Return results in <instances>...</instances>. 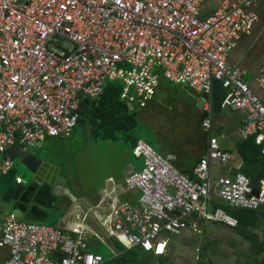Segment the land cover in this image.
Here are the masks:
<instances>
[{"label":"built area","instance_id":"built-area-1","mask_svg":"<svg viewBox=\"0 0 264 264\" xmlns=\"http://www.w3.org/2000/svg\"><path fill=\"white\" fill-rule=\"evenodd\" d=\"M203 1L0 0V153L71 137L81 101L99 98L108 80L124 82L121 97L131 106L145 105L161 77L203 95L219 81L227 89L222 105L246 112L242 135L256 134L264 153V103L244 70L227 59L260 19L250 9L254 0H224L206 18L200 15ZM203 126L209 130L211 120ZM133 152L144 166L126 175L124 185L141 194L136 204H117L109 228L126 247L162 252L161 233H180L191 215L236 223L219 208L209 210L214 197L239 208L264 205V186L256 190L244 173L215 180L212 163L232 158L215 136L193 177L173 164V155L143 140ZM12 166L9 157L0 162V175ZM73 232L9 215L0 220V264H103L86 233Z\"/></svg>","mask_w":264,"mask_h":264},{"label":"crops","instance_id":"crops-1","mask_svg":"<svg viewBox=\"0 0 264 264\" xmlns=\"http://www.w3.org/2000/svg\"><path fill=\"white\" fill-rule=\"evenodd\" d=\"M223 1L204 0L200 6L201 17L206 18L211 15ZM250 9L256 11L260 19L250 33L240 37L237 44L229 51L227 59L244 70V79L264 103V82L260 80L261 77L264 79V0H254ZM226 94L227 89L219 81L214 80L211 93L203 95L187 84L173 83L161 77L151 99L145 105L134 102L130 108L138 111L140 126L147 128L150 135H154L151 139L157 143L162 155H173V164L184 174L194 176L199 159L207 151L209 137L215 136L219 139L221 146L232 153L228 163H212L211 169L215 180L220 176L240 172L247 175L253 187L259 190L264 186L263 144L256 142V134L243 137L246 112L228 105L223 106L222 102ZM208 106L209 108L206 109ZM207 118L211 120L209 130L203 126V121ZM55 138L57 137H48L35 149L44 147ZM120 152L125 176L134 170H139L137 166L143 167L144 161L134 164L130 160L129 150H123L120 146ZM41 158L60 167L56 181L51 183L48 179L52 176L47 179L46 175L40 182L33 180L27 192L24 188L17 198H11L20 200L16 211L20 213L28 211V206L22 199L34 188H41L43 200L47 203L56 200L54 190L65 193L70 204L81 198L83 205H90L87 209H92L94 216L90 219L87 212L69 211L54 226H59L70 233H74L75 229L82 230L86 233L89 249L93 252L100 243L107 244L109 255L97 252L104 256L103 264H114L115 258L120 256L128 257L132 264H264V205L258 209L239 208L214 197L208 206L209 210L215 211L219 208L233 217L236 223L191 215L188 219L189 226L183 228L180 233L168 231L161 233L159 241L166 243L162 252L144 251L140 247L129 248L117 237L111 235L109 228L117 204L122 201L136 204L141 194L140 189H126L124 177L120 180L108 179L105 184L98 185V188L101 187L99 190L85 192L78 178L74 159L65 158L68 169L63 175L62 163H54L44 156ZM12 169L13 171L10 173V170L9 174L16 179L20 178L14 175L13 166ZM66 178L70 186L64 188L60 181H67ZM77 184L81 190L77 188ZM68 187L76 191L79 197L72 195ZM76 206L79 207L78 204ZM34 211L28 218L46 215V211L38 207L34 208ZM12 214L23 220L13 211L4 219ZM192 223H196L201 232L195 231L191 226ZM116 240L126 249L121 250L116 245Z\"/></svg>","mask_w":264,"mask_h":264},{"label":"water","instance_id":"water-1","mask_svg":"<svg viewBox=\"0 0 264 264\" xmlns=\"http://www.w3.org/2000/svg\"><path fill=\"white\" fill-rule=\"evenodd\" d=\"M95 102V100L92 101V103ZM89 103L90 100L85 99L84 103H81L77 109L84 146L74 152L78 177L85 192L98 190V185L105 184L108 179L120 180L125 177L119 143H100L94 129L86 123L85 116L87 114L85 109ZM18 156L21 157L23 164L32 172L34 181L40 182L42 177L46 175L47 179L52 176L48 180L51 183H55L60 167L19 145L9 147L4 153V157H9L11 160ZM24 188L9 173L0 175V198L4 202L9 201L11 198H17Z\"/></svg>","mask_w":264,"mask_h":264},{"label":"rangeland","instance_id":"rangeland-1","mask_svg":"<svg viewBox=\"0 0 264 264\" xmlns=\"http://www.w3.org/2000/svg\"><path fill=\"white\" fill-rule=\"evenodd\" d=\"M79 128V126H77ZM136 134L141 137L145 142L150 144L157 152L162 154L160 150L157 147V143L153 141L154 135H150L147 131V128H142L141 126L137 129ZM74 135V136H73ZM82 138V134H80V131H77L76 134L73 133L71 137L64 138V139H53L49 143L45 144L44 147L35 149L30 148L29 150L37 155L44 156L52 160L54 163H63L65 161V158L68 157L70 159H74V153L71 154L72 147L77 143L78 140ZM130 160L134 162V164H140L142 161H144L143 157L139 156H133L131 155ZM4 161V153H0V162ZM13 168H14V175L17 177H20L22 179V186L25 187V192L28 191V189L31 187V184L33 183L32 179V172L23 164L21 157H17L13 159ZM141 165L137 166V169H140ZM144 166V164H143ZM67 179V178H66ZM60 184L66 188L65 186L69 185V180H61ZM78 189V184L76 185ZM69 191L72 195L79 197V194L74 191L72 188ZM81 190V189H80ZM56 194V200L52 203H47L43 200L42 197V191L41 188H34L31 190V192L26 196L23 197V202L25 205L28 206V211H25L23 213H20L16 211V208L18 207L19 199H11L7 203L1 200L0 198V219H4L10 212H15L17 216H19L23 220H29L33 222H38L42 224H53L57 225L59 221L62 219L64 215H66L69 211L72 213L79 212V213H85L87 212L89 215V218L91 219L94 216V211L92 209L88 210L87 208L90 206L88 204L83 205V201L81 198H79L78 201H72L70 204L67 196L65 193H59V191L54 190ZM70 204V205H69ZM79 205L76 206V205ZM40 208L46 211V215L42 217H32L28 218L29 215H33L34 208ZM94 252H100L103 255H109L108 246L105 243H100L96 249H94Z\"/></svg>","mask_w":264,"mask_h":264},{"label":"trees","instance_id":"trees-1","mask_svg":"<svg viewBox=\"0 0 264 264\" xmlns=\"http://www.w3.org/2000/svg\"><path fill=\"white\" fill-rule=\"evenodd\" d=\"M123 87L124 82L120 79L108 80L104 85L103 93L95 100L96 102L90 101L91 105L87 108L89 112L88 121L101 141L105 143L118 142L123 150H129L131 155L135 156L133 150L140 140L136 134L140 127L138 111L135 108L131 109L122 99ZM77 131H80L81 134V127H76L74 133L76 134ZM82 144L81 138L72 147V151L77 150ZM62 168L64 170L62 174L65 175L68 169L65 161L62 163ZM12 171L11 168L10 173ZM116 245L121 250L126 249L118 240H116ZM114 264H132V261L126 256H120L115 258Z\"/></svg>","mask_w":264,"mask_h":264},{"label":"flooded vegetation","instance_id":"flooded-vegetation-1","mask_svg":"<svg viewBox=\"0 0 264 264\" xmlns=\"http://www.w3.org/2000/svg\"><path fill=\"white\" fill-rule=\"evenodd\" d=\"M82 103H84V102H82ZM90 103L88 104V105H86V109H85V112H86V123H88L89 125H90V123H89V112H88V110H87V108H89L90 107ZM78 125H79V127H81V124L80 123H78ZM97 139H98V141L100 142V143H102V144H105V142H103V141H101L98 137H97ZM84 146V143L82 144V146H80V147H78V149L77 150H79V149H81L82 147ZM76 150V151H77ZM79 178V177H78ZM101 188V187H100ZM100 188H98V190L100 189Z\"/></svg>","mask_w":264,"mask_h":264},{"label":"bare ground","instance_id":"bare-ground-1","mask_svg":"<svg viewBox=\"0 0 264 264\" xmlns=\"http://www.w3.org/2000/svg\"><path fill=\"white\" fill-rule=\"evenodd\" d=\"M76 222V221H75Z\"/></svg>","mask_w":264,"mask_h":264}]
</instances>
